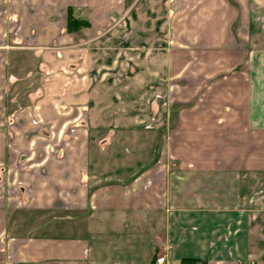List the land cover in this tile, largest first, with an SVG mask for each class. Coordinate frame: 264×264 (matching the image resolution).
Listing matches in <instances>:
<instances>
[{
	"label": "crops",
	"instance_id": "obj_1",
	"mask_svg": "<svg viewBox=\"0 0 264 264\" xmlns=\"http://www.w3.org/2000/svg\"><path fill=\"white\" fill-rule=\"evenodd\" d=\"M84 1L0 0V264H259L264 0H131L106 60Z\"/></svg>",
	"mask_w": 264,
	"mask_h": 264
},
{
	"label": "rangeland",
	"instance_id": "obj_2",
	"mask_svg": "<svg viewBox=\"0 0 264 264\" xmlns=\"http://www.w3.org/2000/svg\"><path fill=\"white\" fill-rule=\"evenodd\" d=\"M12 1H15V0H12ZM123 1L124 0H85L83 2L84 4H76L72 8V10H73L72 13H74L75 16L70 15V13H71L70 10L68 12L69 15H68V19H67V24L69 22V19H71L73 17L79 21H84L87 23L89 22L91 28L94 27V29L96 28V29H101V31H105V33L102 36L95 39V35L93 34V32H95L96 29L93 30V28H92L90 33L88 35L87 34L84 35V37H83V39H87V40L90 39L91 50L96 54V57L99 60H106L107 58L113 59V57L115 55L114 46L120 40L122 41V44L129 43V40H130L129 28L130 27H129V23H128V18L126 16V12L129 10H126V8H128L129 2H131V0H127L124 3H123ZM94 2L99 3V7L97 6V9L93 6ZM171 6H174V4H172ZM1 12H3V9H1ZM102 12L103 13L109 12V14L107 13L108 15H106V18H103V19H101V18L92 19L93 18L92 16H97L98 13H99L98 15L101 16ZM118 12H122V14H123V18L121 20L118 19L119 18V16H117V14H119ZM114 15H116V16H114ZM109 16H111V17L107 18ZM61 22H62V20H60V19L57 21H54V23H56L59 26H60ZM74 25H75V23H74ZM23 26H24V23L22 20L21 21L19 20L17 22L11 21V25H10V28H11L10 34L11 35L9 36L10 41L11 40H17V39L21 38L20 34H21V29ZM114 28L121 29V32L115 31L116 29L114 30ZM19 41H21V40H19ZM10 44H11V46H10L9 51L11 53L10 59H12V61L17 62L18 60L22 61V59H24V60L28 59L31 67L33 66V64L35 62L38 61L37 57H34L32 54L28 56L27 53H22V52H19L20 50L19 51L17 50V49H21L18 47L29 46V45L32 46L33 45L32 42L30 44V42H28V41H25V43L21 41L20 43H16V42L12 43L11 42ZM12 47H14V48H12ZM12 52H13V54H12ZM118 58H121L122 60L128 59V57L125 58V56L123 54L121 57H118ZM26 70H27L26 68L22 67L19 70H17V72L20 75L24 76V78H25V77H28ZM27 81L24 80V83L21 84V86L19 87L22 89V92L23 91L26 92L27 90H30L33 87V85L27 86L28 85V83H26ZM30 83H32V82H30ZM15 89L16 88H13L11 90L12 95L15 92ZM14 107H16V105ZM251 177L252 176H250L248 173L246 175H244V179H245L244 183L249 184L248 189H251V191H253V190L258 191L259 189L264 188V174L260 175L259 179L251 178ZM249 179H250V181H249ZM249 264H258V260L251 259L249 261ZM259 264H264V259L260 260Z\"/></svg>",
	"mask_w": 264,
	"mask_h": 264
},
{
	"label": "built area",
	"instance_id": "obj_3",
	"mask_svg": "<svg viewBox=\"0 0 264 264\" xmlns=\"http://www.w3.org/2000/svg\"><path fill=\"white\" fill-rule=\"evenodd\" d=\"M153 264H197L195 262H172L170 261L169 257L166 254H158L154 261Z\"/></svg>",
	"mask_w": 264,
	"mask_h": 264
},
{
	"label": "trees",
	"instance_id": "obj_4",
	"mask_svg": "<svg viewBox=\"0 0 264 264\" xmlns=\"http://www.w3.org/2000/svg\"><path fill=\"white\" fill-rule=\"evenodd\" d=\"M74 23H75V25H74ZM81 25H88V23L84 22V21L76 20L73 17L71 19H69V22H68V27L69 28H78ZM186 262H195V261H185L184 263H186Z\"/></svg>",
	"mask_w": 264,
	"mask_h": 264
}]
</instances>
